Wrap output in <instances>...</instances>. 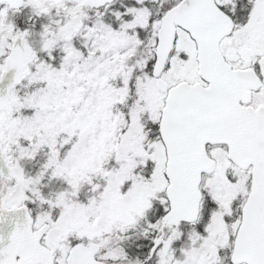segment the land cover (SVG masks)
Returning a JSON list of instances; mask_svg holds the SVG:
<instances>
[{"label":"snow or ice","instance_id":"obj_1","mask_svg":"<svg viewBox=\"0 0 264 264\" xmlns=\"http://www.w3.org/2000/svg\"><path fill=\"white\" fill-rule=\"evenodd\" d=\"M0 264H264V0H0Z\"/></svg>","mask_w":264,"mask_h":264}]
</instances>
